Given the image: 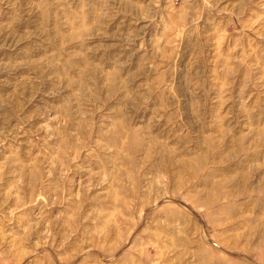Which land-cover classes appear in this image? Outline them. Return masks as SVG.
<instances>
[{"label": "rangeland", "instance_id": "1", "mask_svg": "<svg viewBox=\"0 0 264 264\" xmlns=\"http://www.w3.org/2000/svg\"><path fill=\"white\" fill-rule=\"evenodd\" d=\"M0 264H264V0H0Z\"/></svg>", "mask_w": 264, "mask_h": 264}]
</instances>
